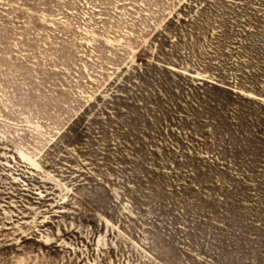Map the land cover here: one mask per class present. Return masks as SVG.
I'll return each instance as SVG.
<instances>
[{"label":"rangeland","instance_id":"obj_1","mask_svg":"<svg viewBox=\"0 0 264 264\" xmlns=\"http://www.w3.org/2000/svg\"><path fill=\"white\" fill-rule=\"evenodd\" d=\"M0 264H264V0H0Z\"/></svg>","mask_w":264,"mask_h":264}]
</instances>
